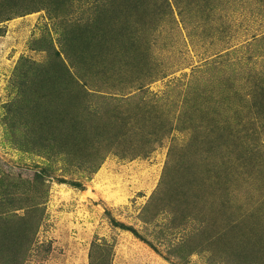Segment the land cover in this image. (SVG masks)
Instances as JSON below:
<instances>
[{
  "label": "rangeland",
  "instance_id": "374dc122",
  "mask_svg": "<svg viewBox=\"0 0 264 264\" xmlns=\"http://www.w3.org/2000/svg\"><path fill=\"white\" fill-rule=\"evenodd\" d=\"M52 1L0 0V264H264V0Z\"/></svg>",
  "mask_w": 264,
  "mask_h": 264
},
{
  "label": "trees",
  "instance_id": "16d2710c",
  "mask_svg": "<svg viewBox=\"0 0 264 264\" xmlns=\"http://www.w3.org/2000/svg\"><path fill=\"white\" fill-rule=\"evenodd\" d=\"M49 1L51 3V0H49ZM107 1H109V5H111V6H113L115 8V12H116V11H121V8H123L125 10H129V8L132 7L133 4H134L132 2H134L135 0H107ZM52 4L54 6H56L55 0L52 1ZM124 17H125V20H124L123 23H126L127 14L122 15L121 17L118 18V20H121ZM106 37H108L106 32H102L101 36L98 37L99 42H101L102 39L106 38ZM90 56H92V55H91V53L89 51V48L88 47H83V50L78 55V58H81L80 62H87L89 60ZM72 62L75 64V60H72ZM59 66L62 67L61 64L58 62V68H60ZM53 68H54V70H53ZM58 68L56 66H53V67L51 66V69L45 68L41 78L39 79V81H37V83L39 85V90H42V91L48 90L49 91V96L46 98V101H45L46 104H49L48 108H47L49 110H50V105L53 106V103H55V106H56L57 110L63 109L64 106H61V105H65V104L60 103V101H62L60 98H57V97H59V96H61L63 94V89H61L59 86L57 87L55 85L58 81L54 82L53 77H52V75H55V74L56 75L65 76V73H64L65 71L61 73V71ZM262 82L263 81H260V83L258 85H256V86H254V83L252 82V85L250 86V89L248 90L249 94H250V97L253 99L251 103H253L254 106H255L253 111L250 109V105L247 104V102H246L247 100L244 99V97H242V93H240V90H239V88L246 87V85H240L237 88L236 87H232L234 89L233 92L236 93L238 101L240 102L239 106H237L236 103H235L234 107H233L234 115L237 116L235 118H237L239 120L238 123H241L242 125H247L248 124V127H249V129L251 131H253L252 130L253 120L254 121L262 120L264 118L263 117L264 116V104L261 101H259L260 98L264 97V87H263ZM23 93H24L23 100L28 99L27 98L28 92L24 90ZM38 102L35 105H32V107L35 108L34 112H35L36 115L44 117L43 116L44 112H42V110H43L42 104L41 103L38 104ZM26 103H30L31 104V102H26ZM235 105H236V107H235ZM68 107H70V106H67V109H70ZM57 110L54 111L52 114L53 115L57 114L58 113ZM67 117H70V116H67ZM248 117H251V118L247 120ZM40 122H37L36 124L39 125ZM76 122L77 123L75 124V126L77 128V131H82L81 128H84V129L86 128L85 122H84V118L82 116H79L76 119ZM31 125H33V124H31ZM71 131H72V127H71ZM255 135H256V133L253 136H251V137H254ZM70 137L71 136H69L68 138H70ZM249 150H250V147H249ZM57 180H58L59 183L60 182L61 183L64 182V183L69 184L70 186H73V187H76V188H79V189H83L84 188L79 182L66 181V180H64L62 178L57 179ZM109 218H110V222H111V224L113 226L118 227V228L123 229V230L130 231L139 240L145 242L150 247H152L154 250H156L155 249L156 247H154V245L149 240H147L140 233H138V231L135 230L133 227H131L129 225H126L123 222L117 221L113 217H109ZM6 228L12 229L10 226L9 227L7 226ZM25 230H26L25 225L23 223H21L20 227H19V231L20 232H18V238L15 239V236H14V238H13L14 241H17V242L21 243L25 239V237L27 236V234L24 233ZM10 247H11V245H10ZM10 249H11L12 253H14L15 250H16V248H14V247H11ZM13 264H15V262Z\"/></svg>",
  "mask_w": 264,
  "mask_h": 264
}]
</instances>
